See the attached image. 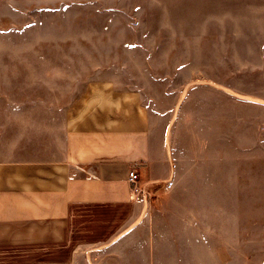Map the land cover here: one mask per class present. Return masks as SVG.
<instances>
[{
  "label": "rangeland",
  "instance_id": "obj_1",
  "mask_svg": "<svg viewBox=\"0 0 264 264\" xmlns=\"http://www.w3.org/2000/svg\"><path fill=\"white\" fill-rule=\"evenodd\" d=\"M33 1L0 26V135L47 124L54 131L96 89L128 92L118 95L149 118L152 177L140 184L155 182L138 200L146 234L139 228L92 264H264V78L236 77L204 47L170 45L142 0ZM188 11L194 21L204 14ZM34 115L46 123L28 125ZM194 215L207 236L187 253L181 220ZM174 235L176 255L167 252Z\"/></svg>",
  "mask_w": 264,
  "mask_h": 264
},
{
  "label": "crops",
  "instance_id": "obj_2",
  "mask_svg": "<svg viewBox=\"0 0 264 264\" xmlns=\"http://www.w3.org/2000/svg\"><path fill=\"white\" fill-rule=\"evenodd\" d=\"M31 2L0 0V26L24 16L18 8ZM142 2L151 8V15L155 13V20L149 21L163 31L170 45L189 46L193 52L194 47L198 52L204 47L206 58L239 72L236 77L264 78V0ZM191 7L203 8L204 14L194 21ZM118 93L128 92H84L54 131L47 124L43 129L16 131L10 140L0 135V264H85V259L92 264L105 251L116 252L130 243L139 228L146 234L143 223L148 215L141 212L142 201L132 194L127 175L135 170L146 180L152 177H147L152 158L150 123L134 99ZM42 124L34 115L28 125ZM154 182H144V190ZM181 222L189 223L188 237L181 236L189 240L187 253L197 252L207 229H197L195 215ZM172 238L167 252L176 255L178 243L175 235ZM144 264L262 263L175 258Z\"/></svg>",
  "mask_w": 264,
  "mask_h": 264
},
{
  "label": "built area",
  "instance_id": "obj_3",
  "mask_svg": "<svg viewBox=\"0 0 264 264\" xmlns=\"http://www.w3.org/2000/svg\"><path fill=\"white\" fill-rule=\"evenodd\" d=\"M127 182L131 186L134 197L145 198L144 186L140 184V175L135 170H130L127 175Z\"/></svg>",
  "mask_w": 264,
  "mask_h": 264
}]
</instances>
